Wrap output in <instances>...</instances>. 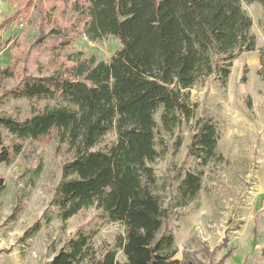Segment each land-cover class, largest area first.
I'll return each instance as SVG.
<instances>
[{
    "label": "trees",
    "instance_id": "1",
    "mask_svg": "<svg viewBox=\"0 0 264 264\" xmlns=\"http://www.w3.org/2000/svg\"><path fill=\"white\" fill-rule=\"evenodd\" d=\"M245 1L262 5L264 36V0ZM33 2L27 0L0 24V35L26 18ZM45 3L51 7L46 9ZM60 4L74 14L75 20L67 25L55 13ZM36 11L46 14L48 26L39 29L28 54L68 50L83 35L94 42L107 36L120 42L108 61L68 54L64 62L71 65L26 73L4 93L28 100L33 111L24 119L0 113V164L11 163L27 140L55 130L74 154L63 165L52 200L59 218L66 222L79 211L96 207L106 220L125 228L116 246L100 257L93 250L92 235L79 228L48 264H194L176 257L172 233L160 235L168 210L156 192L153 164L166 153L159 149L156 115L161 111V127L173 132L194 114L190 90L195 85L214 75L227 86L234 61L241 53L256 50L253 21L242 0H38ZM259 59L264 81V47ZM12 77L14 71L0 65V87ZM40 104L42 109L34 108ZM1 128L15 139L11 146L5 145ZM112 131L116 140L103 144ZM218 143L215 122L202 119L191 137L188 157L206 166L218 157ZM202 174L186 171L177 187L181 204L198 196ZM4 186L0 175V189ZM221 247L224 243L207 249L204 257L213 260ZM119 250L125 261L117 259ZM231 253L227 251L219 264Z\"/></svg>",
    "mask_w": 264,
    "mask_h": 264
},
{
    "label": "rangeland",
    "instance_id": "2",
    "mask_svg": "<svg viewBox=\"0 0 264 264\" xmlns=\"http://www.w3.org/2000/svg\"><path fill=\"white\" fill-rule=\"evenodd\" d=\"M26 3L0 0V24ZM37 4L34 0L26 18L12 23L0 35V65L14 71V77L0 87V113L16 119L30 116L33 106L26 99L9 98L4 93L15 88L26 73L71 65L64 62L68 54L74 58L96 55L108 61L120 47L114 36L94 42L83 35L75 38L68 50L28 54L39 29L48 26L46 14L36 11ZM44 5L46 9L51 7L49 3ZM242 5L253 21L256 50L243 52L234 61L227 86H222L214 75L195 85L190 90L194 114L173 132L167 133L161 127V111L156 115L159 149L166 152L153 164L156 192L168 210L160 235H174L176 257L185 263L219 264L221 256L231 250L226 264H264V81L259 75V50L264 47L263 7L245 0ZM55 13L64 25L75 20L67 5L60 4ZM37 106L34 108L44 107ZM207 118L219 131L218 157L199 166L188 157V148L200 120ZM1 131L5 145L11 146L15 139L5 128ZM115 140L116 132L112 131L103 144ZM73 156L54 130L37 140H27L11 163L0 164L5 183L0 189V264H48L79 228L92 235L97 257L115 247L118 237L125 234L121 223L109 222L96 207L83 209L66 222L59 218L52 200L62 179L63 165ZM188 170L202 171V187L194 200L181 204L177 187ZM36 225L39 229L30 231ZM223 243L213 260L204 257L207 249L219 248ZM117 259H126L121 250Z\"/></svg>",
    "mask_w": 264,
    "mask_h": 264
},
{
    "label": "crops",
    "instance_id": "3",
    "mask_svg": "<svg viewBox=\"0 0 264 264\" xmlns=\"http://www.w3.org/2000/svg\"><path fill=\"white\" fill-rule=\"evenodd\" d=\"M263 250H264V247H263ZM231 254H232V253H231ZM230 256H231V255H230ZM230 256H229V257H230ZM221 258H222V256H221ZM221 258H220V259H221ZM228 259H229V258H228ZM228 259H227V260H228ZM227 260H226L223 264H226Z\"/></svg>",
    "mask_w": 264,
    "mask_h": 264
}]
</instances>
